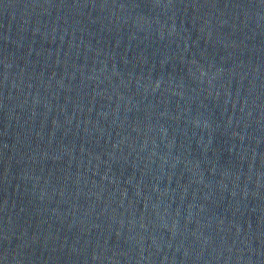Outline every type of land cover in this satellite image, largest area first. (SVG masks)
<instances>
[{
	"label": "water",
	"instance_id": "1",
	"mask_svg": "<svg viewBox=\"0 0 264 264\" xmlns=\"http://www.w3.org/2000/svg\"><path fill=\"white\" fill-rule=\"evenodd\" d=\"M0 264H264V0H0Z\"/></svg>",
	"mask_w": 264,
	"mask_h": 264
}]
</instances>
